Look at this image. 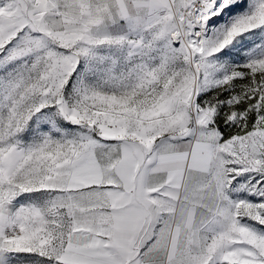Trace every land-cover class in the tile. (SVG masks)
I'll use <instances>...</instances> for the list:
<instances>
[{"label": "snow or ice", "instance_id": "6c2138e0", "mask_svg": "<svg viewBox=\"0 0 264 264\" xmlns=\"http://www.w3.org/2000/svg\"><path fill=\"white\" fill-rule=\"evenodd\" d=\"M0 264H264V0H0Z\"/></svg>", "mask_w": 264, "mask_h": 264}]
</instances>
